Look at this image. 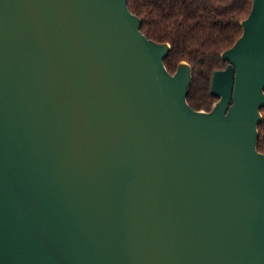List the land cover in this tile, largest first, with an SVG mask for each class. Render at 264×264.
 <instances>
[{
	"label": "water",
	"instance_id": "1",
	"mask_svg": "<svg viewBox=\"0 0 264 264\" xmlns=\"http://www.w3.org/2000/svg\"><path fill=\"white\" fill-rule=\"evenodd\" d=\"M128 0H0V264H264V0L210 110Z\"/></svg>",
	"mask_w": 264,
	"mask_h": 264
},
{
	"label": "trees",
	"instance_id": "2",
	"mask_svg": "<svg viewBox=\"0 0 264 264\" xmlns=\"http://www.w3.org/2000/svg\"><path fill=\"white\" fill-rule=\"evenodd\" d=\"M253 0H128L129 9L141 18V31L157 42H168L164 62L173 73L181 61L190 64L192 79L188 103L197 110H210L218 96L211 92L215 70L228 61L221 53L242 34L241 21ZM257 148L264 151V107Z\"/></svg>",
	"mask_w": 264,
	"mask_h": 264
}]
</instances>
